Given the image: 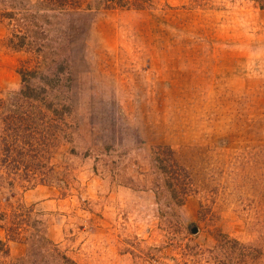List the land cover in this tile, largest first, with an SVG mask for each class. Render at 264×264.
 <instances>
[{"label":"rangeland","instance_id":"rangeland-1","mask_svg":"<svg viewBox=\"0 0 264 264\" xmlns=\"http://www.w3.org/2000/svg\"><path fill=\"white\" fill-rule=\"evenodd\" d=\"M62 255L264 264L257 1L0 0V264Z\"/></svg>","mask_w":264,"mask_h":264},{"label":"trees","instance_id":"trees-1","mask_svg":"<svg viewBox=\"0 0 264 264\" xmlns=\"http://www.w3.org/2000/svg\"><path fill=\"white\" fill-rule=\"evenodd\" d=\"M255 1H257L258 3H259V6L261 7V8H264V0H255ZM26 72L27 71H20L19 70V74H20V76H21V80H24V75L26 74ZM168 152H171V150L170 149H168L167 150ZM169 158V157H168ZM169 160H170V158H169ZM173 162V161H172ZM169 163V165H170V167H171V169H173V171L175 172L176 171V169L178 168L177 166H179V165H175V168L173 167V163ZM175 164H177V163H175ZM183 168V167H182ZM181 169V168H180ZM186 172V171H185ZM188 173L186 172V176L188 177V175H187ZM189 178V180H190V177H188ZM167 182H168V184H169V186H172V189L171 190H173L174 189V187H173V185H172V182L171 181H169V180H167ZM190 186L191 187H193L192 185H191V182H190ZM180 202H181V200H180ZM183 202V201H182ZM44 239V238H43ZM46 242H48L49 243V245H48V251H50V252H52V251H55L56 253H59V250H56V245L52 242V241H47L46 239H44ZM42 247H44L43 245H41ZM45 248V247H44ZM46 249V248H45ZM54 253V252H53ZM63 256V258H64V260L63 261H65V262H68L69 264H75V262L72 260V259H70V257H67V256H65V255H62Z\"/></svg>","mask_w":264,"mask_h":264},{"label":"water","instance_id":"water-1","mask_svg":"<svg viewBox=\"0 0 264 264\" xmlns=\"http://www.w3.org/2000/svg\"><path fill=\"white\" fill-rule=\"evenodd\" d=\"M193 231H196V228L195 227L193 228Z\"/></svg>","mask_w":264,"mask_h":264}]
</instances>
